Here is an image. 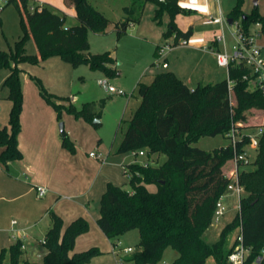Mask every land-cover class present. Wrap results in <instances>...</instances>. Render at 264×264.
Returning <instances> with one entry per match:
<instances>
[{
  "label": "trees",
  "instance_id": "trees-1",
  "mask_svg": "<svg viewBox=\"0 0 264 264\" xmlns=\"http://www.w3.org/2000/svg\"><path fill=\"white\" fill-rule=\"evenodd\" d=\"M179 1L132 0V5L125 8V13L131 17L112 22L93 6L92 0H65L67 5L75 8L77 19V24L67 26L66 14L49 5L35 0H8L20 14L23 33L9 52L0 51V69L10 70L4 87L8 89V99L12 103L8 125L0 128V164L7 166L22 157L18 144L24 105L20 64L36 65L48 58L59 57L73 66L89 65L111 77L117 74L113 68L116 63L113 51L91 54L89 32L105 35L112 27L119 40L132 24L140 21L146 4L153 3L157 6L155 19L168 13V30L164 35L174 37V45H178L193 35L192 28L183 32L175 22L178 14L191 13L181 8ZM245 2L237 0L228 19L233 23L240 21L237 26L245 35H249L251 27L257 23L264 32V17L256 7L252 13H245ZM2 24L0 16V27ZM31 38L37 45L38 54L27 53L26 45ZM245 76H248L247 80ZM30 78L39 86L41 95L48 98L41 79ZM254 78L243 63H233L227 79L199 84L194 89L170 71L156 74L150 84H138L140 104L129 120L119 124L118 132H122V137L116 153L147 150L149 158L164 154L166 161L161 165L155 164L158 159L126 165L130 189L108 183L100 199L97 220L98 227L113 244L133 230L139 232L140 242L127 256L129 262L158 264L165 251L172 249L178 256L168 264H207L210 257L216 264H230L229 256L240 245L238 238L241 237V244L249 250L245 264H254L259 257L262 260L258 264H264V126L253 162L255 169L240 170L247 164H239V182L246 195L241 197L236 217L214 243L208 241L206 234L215 222L218 201L228 191L231 179L225 168L234 160L235 151L231 144L211 151L194 146L202 137L226 136L233 124L247 120V113L252 109L264 111V94L252 85ZM230 81L233 82L231 90ZM49 102L59 119L66 112L95 128L101 124L106 105L105 100H100L78 108L69 98L62 97H51ZM250 143V137L244 135L237 152H246ZM62 147L72 154L76 152L75 143L67 133L63 136ZM151 185L156 187L155 192L148 189ZM51 220L44 240L46 255L42 264H89L102 254L97 247L74 252L77 238L90 230L86 219L78 218L65 229L63 220L55 213H51ZM234 229H238L239 234L231 245L229 236ZM23 256V243L19 240L1 250L0 264H32Z\"/></svg>",
  "mask_w": 264,
  "mask_h": 264
},
{
  "label": "crops",
  "instance_id": "crops-1",
  "mask_svg": "<svg viewBox=\"0 0 264 264\" xmlns=\"http://www.w3.org/2000/svg\"><path fill=\"white\" fill-rule=\"evenodd\" d=\"M35 1L58 9L66 16H71L76 20L73 25L77 24L75 8L67 5L65 0ZM148 4L154 5L155 10L157 9L153 3H147L145 9ZM232 4V0L229 2L226 0H180V7L190 10L191 13L178 14L175 22L183 32L192 28L193 35L187 45H177L170 50L164 58L167 66L163 69H170V72L192 89L199 84H212L205 82L208 78H216L215 71L218 63L215 53L223 49V44L216 42V36L222 32L225 34L224 23L229 20H226L225 16L229 8L233 6ZM126 7L128 5L121 3L114 11L119 9L120 12L125 13ZM101 12L104 14L103 11ZM123 20L124 16L116 22ZM170 39L172 41L170 44H174V37ZM256 43L264 47V38L261 40L257 38ZM158 47L161 45H157L156 49ZM25 64L19 65L23 71L22 79L30 78V76L40 78L28 71ZM162 64L160 65L163 66ZM160 72L154 73L148 82L143 81L146 77L144 75L138 84L140 82L150 84L154 76ZM8 100V92L0 97V128L7 126L9 122L12 104H7ZM34 103L31 110L26 107V103L23 105L22 128L18 137L21 159L9 162L7 166L0 164V252L20 240L23 243V259L32 264H42L46 255L44 240L52 225L51 213H55L63 220L64 229L78 218H84L89 222L90 230L76 240L74 249L76 252L97 247L102 254L94 257L92 261L104 259L101 257L105 255L111 258L114 255V244L97 225L100 216V199L108 183H112L115 178L116 171L112 167L129 164L125 165L124 159L121 158H112L111 161L109 158L102 157L101 154L91 156L93 152L84 156L80 152L79 145L77 146L79 139L74 130L79 127L85 132H90L93 126L83 119H76L67 114L69 117L66 121L67 134L76 146V152L72 154L62 147V139H59L54 129L53 114H47L51 116L48 128L43 127L41 123L42 107H48V104H43V101L39 100ZM153 159L159 160V157L153 156ZM39 188L46 190L42 197L38 195ZM220 228L219 224L214 223L208 230L207 237L212 229L215 231ZM40 245L43 246L42 249ZM34 257L41 259L42 262L35 263L32 261ZM176 258L177 256L172 260ZM92 261L89 264H92Z\"/></svg>",
  "mask_w": 264,
  "mask_h": 264
},
{
  "label": "rangeland",
  "instance_id": "rangeland-1",
  "mask_svg": "<svg viewBox=\"0 0 264 264\" xmlns=\"http://www.w3.org/2000/svg\"><path fill=\"white\" fill-rule=\"evenodd\" d=\"M229 2V0H226ZM231 1V0H230ZM121 3H125L128 6L132 5V0H92L94 7L99 8L104 14L112 21L116 22L121 17L124 19L131 17L129 13H122L119 9ZM232 7L226 12L225 19H228V13L235 7L237 0H232ZM2 10L0 16L2 17L3 24L0 27V51L9 52L19 37L22 35V28L20 24V14L13 4H8V0H0ZM258 9V13L264 17V0H246L243 5V11L245 13H252L254 8ZM55 11L58 9L52 8ZM113 9V10H112ZM118 17V18H117ZM225 20V21H226ZM76 23L71 16H67L66 25L70 26ZM169 15L164 12L158 20L155 19V6L148 4L145 11L140 17V21L134 23L129 27V30L119 40L112 27L105 35H99L92 31L89 32V52L91 54H102L105 52L113 51V56L116 59V63L113 68H116L117 74L107 77L102 70H93L89 65L73 66L61 60L59 57H51L39 64L31 65L26 63L25 67L28 71L34 73L40 77L45 90L47 91L48 98H44L41 95L39 86L31 78H23L22 86L24 93V103L26 107L31 110L34 107L36 101H43V104H48V107H42L41 123L43 127H49L51 123V116L48 113L53 114L55 127L59 139H63L61 133V124L65 126V132L67 133L66 121L69 120L68 113L63 112L62 118L59 119L56 110L50 104L51 97L69 98L70 102L76 107L80 108L83 104L89 102H99L105 100L106 105L102 112L101 124L98 127L90 129V132H85L84 129L77 127L75 135L79 139V149L84 156H88L90 152L94 154H101L106 159L121 158L124 159V164L131 163H144L149 161L147 150H138V154L134 152H128L125 154L116 153L117 145L122 137V132H118L119 124L122 120H129L132 114L136 111L140 104V98L138 95V82L146 75L143 81L148 82L149 78L156 72L170 71V69H163L164 66L159 65L158 62L166 63L164 58L169 54L170 50H165V53L161 54V48L169 46L172 41L170 38H166L164 33L168 30ZM240 21H236L233 25H229L226 21L225 35L226 43L229 49L235 44V36L232 35L236 31L237 25ZM259 30L258 40L264 38V32L261 28L258 29L256 25L251 27V31ZM161 45L157 50L156 46ZM224 49V47L222 46ZM27 53L30 55L38 54V48L35 41L31 38L26 45ZM222 49V50H223ZM216 78H208L205 83L220 82L228 78V69L222 68L216 65ZM10 70L7 68L0 69V97L8 92V89L4 87V81L9 76ZM218 75V76H217ZM109 87L115 88L119 92L124 94H113L109 91ZM9 94V92H8ZM26 98V99H25ZM232 102L234 103V96L232 95ZM11 105V101H6ZM24 107V106H23ZM68 119V120H67ZM50 122V123H49ZM241 124L240 129L243 133H249L256 135L259 132L260 127L264 126V111L252 109L247 113V120ZM47 127V128H48ZM52 130V137H53ZM77 143V142H76ZM230 144V139L224 135H217L214 137H202L194 146L206 151H211L217 148L226 147ZM247 154L250 164L241 167L246 170H254L255 166L253 162L256 158V149L251 144L246 146ZM140 151L145 152V155H140ZM152 160V157H151ZM166 161L164 154L159 155V161L155 164L161 165ZM115 169V178L112 181L113 184L129 190V179L125 173V166H113ZM235 169V162L232 160L226 165V174ZM151 192L156 191V187L151 185L148 187ZM230 191H227L224 196V206L226 208L225 214L214 223L221 226L220 229L211 231L208 234V241L214 243L220 240L222 230L236 217L238 213V198ZM245 192L242 196H245ZM239 234L238 229H234L229 236V243L232 245ZM42 237V236H40ZM41 239V238H39ZM122 242L123 247H132L136 249L140 242L139 232L133 230L126 235L116 239ZM41 241V240H40ZM39 244V243H38ZM43 246L40 245V249ZM86 251V250H85ZM76 252V250H74ZM82 252V251H81ZM111 256L110 254H107ZM122 255V254H121ZM178 256V254L168 249L165 251L162 260L158 264H166L172 259ZM99 261L94 260L92 264H118V257L112 255V257H101ZM113 258V259H112ZM35 263L42 262L41 259L33 258ZM207 264H216L215 259L210 257ZM254 264H257L256 262Z\"/></svg>",
  "mask_w": 264,
  "mask_h": 264
},
{
  "label": "built area",
  "instance_id": "built-area-1",
  "mask_svg": "<svg viewBox=\"0 0 264 264\" xmlns=\"http://www.w3.org/2000/svg\"><path fill=\"white\" fill-rule=\"evenodd\" d=\"M2 6L0 5V11L2 10ZM34 10V8H32ZM221 22V21H220ZM256 26L261 28V25L259 23L256 24ZM259 30L251 31L249 35H245L243 32H241L240 28L237 26L236 31L234 32L233 36H235L236 42L232 46V49H229L226 43V36L224 32H222L220 35L216 36V42L222 43L224 46V49L221 51H216V59L217 63L222 68H227L229 70L230 65L233 63H243L245 66H247L252 74L255 75V78L251 80V83L254 87L259 88L263 94H264V47L259 46L256 43V40L259 35ZM188 40H181L178 45H187ZM177 45L170 44L169 46H166L165 48H161V54L165 53V50H171L173 47ZM159 65L161 62H158ZM164 67L167 65L164 63L162 64ZM245 80L248 79V76L244 77ZM230 90L233 87V82H229ZM109 91L113 94H124L123 92L117 91L113 87H109ZM241 124H233L230 131L226 134L227 138L230 139V144L233 147L235 151V169H233L228 177L231 179L230 184L228 185V191L232 192L239 200L238 209L240 208V200L242 197V193L244 192V188L240 185L239 182V164H248L249 163V157L247 154V151L244 153H238L237 152V146L240 141H242L244 135H248L251 139V145L255 149L258 148V142H259V136L263 134V127H260L259 132L254 136L251 134L243 133L240 129ZM135 155L138 154V152H134ZM91 156H96L94 153L90 154ZM140 155H145V152L140 151ZM46 193V190L44 188L38 189V195L44 196ZM224 196L220 198V200L217 203V210L215 213V220H219L220 217H222L225 212L226 208L224 206ZM16 223V222H14ZM238 240L240 241V245H238L235 248V251L229 256V262L230 264H245L248 256H249V250L246 249L242 244V238L239 237ZM134 252V248L132 247H123V244L121 241L117 240L116 243L113 245V254L118 257L117 263L118 264H133L129 262L126 258L127 256L131 255ZM122 254V255H121ZM263 255H264V249H263ZM262 260V257H259L256 260V263H260Z\"/></svg>",
  "mask_w": 264,
  "mask_h": 264
},
{
  "label": "water",
  "instance_id": "water-1",
  "mask_svg": "<svg viewBox=\"0 0 264 264\" xmlns=\"http://www.w3.org/2000/svg\"><path fill=\"white\" fill-rule=\"evenodd\" d=\"M161 1H163V0H161ZM228 23H229V25H233L234 24L232 19H229ZM61 133H62L63 136H65V130H64V125L63 124H61Z\"/></svg>",
  "mask_w": 264,
  "mask_h": 264
}]
</instances>
